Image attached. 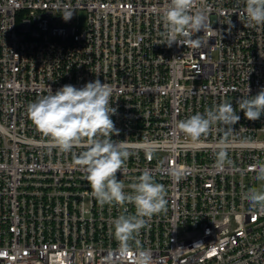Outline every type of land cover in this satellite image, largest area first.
<instances>
[{
	"label": "built area",
	"instance_id": "built-area-1",
	"mask_svg": "<svg viewBox=\"0 0 264 264\" xmlns=\"http://www.w3.org/2000/svg\"><path fill=\"white\" fill-rule=\"evenodd\" d=\"M167 2L0 0V264H135L140 249L150 264H264V208L247 198L263 181L264 118L238 107L264 88V23H248L244 0H193L209 17L205 45L169 47ZM95 78L112 89V138L129 153L117 172L124 190L144 171L165 187L164 209L146 218L127 256L113 219L133 205L99 203L75 161L80 149L47 145L27 115L50 88ZM220 102L240 115L222 164L225 126L198 141L177 127Z\"/></svg>",
	"mask_w": 264,
	"mask_h": 264
},
{
	"label": "clouds",
	"instance_id": "clouds-1",
	"mask_svg": "<svg viewBox=\"0 0 264 264\" xmlns=\"http://www.w3.org/2000/svg\"><path fill=\"white\" fill-rule=\"evenodd\" d=\"M249 24L264 23V0H244ZM73 11L62 16L72 17ZM163 43L171 47L177 44L191 45L194 49L205 45L204 30L209 17L202 9L193 7V0H168L162 12ZM201 35H196L201 32ZM264 55V50H260ZM112 89L99 78L87 81L81 87L66 83L54 92L43 95L27 105V115L35 128L46 138L45 143L61 153L79 148L75 161L86 170V179L92 195L101 204H131L133 212L126 209L113 219V234L118 241V250L127 256L130 241L146 223V218L164 209L165 187L157 182L149 171H144L128 185L117 172L128 158V151L121 140L112 138L119 129L115 128L112 114L116 108L110 103ZM238 107L248 116L264 118V88L255 94L241 96ZM240 119L231 102H220L203 113L196 112L178 121L177 127L192 141H198L217 122L225 126L224 135L216 142L215 159L218 164L228 157L231 145L229 135L233 125ZM258 176L264 180V161L257 164ZM247 198L264 208V187H252ZM151 252L140 249L135 264H150Z\"/></svg>",
	"mask_w": 264,
	"mask_h": 264
},
{
	"label": "rangeland",
	"instance_id": "rangeland-1",
	"mask_svg": "<svg viewBox=\"0 0 264 264\" xmlns=\"http://www.w3.org/2000/svg\"><path fill=\"white\" fill-rule=\"evenodd\" d=\"M79 20L84 23L85 15L83 14V12H81V14L79 15ZM261 187H264V180L261 182Z\"/></svg>",
	"mask_w": 264,
	"mask_h": 264
}]
</instances>
